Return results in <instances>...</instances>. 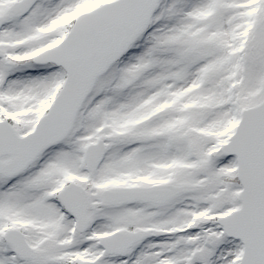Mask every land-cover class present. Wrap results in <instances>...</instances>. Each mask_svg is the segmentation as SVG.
I'll return each mask as SVG.
<instances>
[{
  "label": "snow or ice",
  "instance_id": "snow-or-ice-1",
  "mask_svg": "<svg viewBox=\"0 0 264 264\" xmlns=\"http://www.w3.org/2000/svg\"><path fill=\"white\" fill-rule=\"evenodd\" d=\"M0 264H264V0H0Z\"/></svg>",
  "mask_w": 264,
  "mask_h": 264
}]
</instances>
